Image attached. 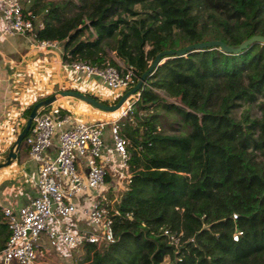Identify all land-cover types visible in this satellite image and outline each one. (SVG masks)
Wrapping results in <instances>:
<instances>
[{
    "label": "trees",
    "instance_id": "obj_1",
    "mask_svg": "<svg viewBox=\"0 0 264 264\" xmlns=\"http://www.w3.org/2000/svg\"><path fill=\"white\" fill-rule=\"evenodd\" d=\"M41 2L24 6L43 22L36 40L60 42L62 61L101 63L113 51L138 78L160 51L264 36V0ZM166 60L186 63L185 71L171 70L180 83L200 90L202 105L178 107L191 127L179 132L172 114L155 111L173 105L147 96L162 63L145 78L137 112L121 123L132 177L118 196L114 241L85 244L79 264H264V43L238 53L190 50ZM205 76L226 78L228 93L217 109L208 107L212 88L202 93L198 86ZM235 224L244 229L237 240ZM166 228L181 232L177 245L162 234ZM8 236L0 209V248Z\"/></svg>",
    "mask_w": 264,
    "mask_h": 264
},
{
    "label": "built area",
    "instance_id": "obj_2",
    "mask_svg": "<svg viewBox=\"0 0 264 264\" xmlns=\"http://www.w3.org/2000/svg\"><path fill=\"white\" fill-rule=\"evenodd\" d=\"M29 0H0V34L28 35L40 50L57 47V40H36V31L43 22L24 4ZM101 63L75 60L67 65L85 78L96 77L116 96L131 89L138 76L114 59ZM115 96V97H116ZM140 92L131 95L119 109L117 117L106 121H73L60 106L51 104L41 109L24 137L30 159L38 163L35 183L37 195L26 205L2 213L9 236L0 248V264H40L44 251L51 246L70 251L85 244L106 245L114 241L115 217L120 215L118 197L107 198L102 190L118 189L132 177L128 139L121 134V123L131 117ZM109 128L108 134L105 132ZM57 141L53 157L43 152ZM114 177V184H107ZM124 187V186H123ZM85 226L81 228L80 224ZM237 240L243 227L235 224ZM41 234L49 240L38 242ZM169 244L177 245L181 232H162Z\"/></svg>",
    "mask_w": 264,
    "mask_h": 264
},
{
    "label": "crops",
    "instance_id": "obj_3",
    "mask_svg": "<svg viewBox=\"0 0 264 264\" xmlns=\"http://www.w3.org/2000/svg\"><path fill=\"white\" fill-rule=\"evenodd\" d=\"M62 51L60 42L57 47L40 50L28 35L0 34V163L6 160L25 124L28 117L25 110L39 99L61 89L78 90L101 100L110 98L109 89L99 79H87L62 61ZM114 54L110 51L109 56L118 59ZM110 93L116 96V92ZM53 104L64 109L73 121H106L110 117V113L71 96L61 97ZM56 149L57 141L54 140L42 155L53 157ZM37 178L38 163L29 158L28 148L22 143L16 158L0 168V209H16L28 204L37 195ZM113 180L114 177H109L107 184ZM80 226L85 225L81 223Z\"/></svg>",
    "mask_w": 264,
    "mask_h": 264
},
{
    "label": "rangeland",
    "instance_id": "obj_4",
    "mask_svg": "<svg viewBox=\"0 0 264 264\" xmlns=\"http://www.w3.org/2000/svg\"><path fill=\"white\" fill-rule=\"evenodd\" d=\"M58 2L61 0H42L41 6L45 5L47 2ZM77 1V0H76ZM73 11L68 12L70 15ZM39 15L41 14L38 12ZM61 44V43H60ZM110 53V51H108ZM115 55V54H114ZM109 59H113L110 56ZM186 63L184 61H167L165 60L162 65H160L156 71L157 73V80L155 81L154 85H150L149 93L147 96L151 98L152 100H160L163 99L165 102L171 103L173 105L169 110L167 108H164L163 105H159L155 111L159 113H164L165 111L169 114H172V117L174 121L177 122L175 124L176 128H179V130L172 131L174 133H187L190 130V120L186 118L178 107H184L188 108L187 102H190L192 104L191 109L197 110L202 105V97L200 94V90H198L197 87L190 86L189 84H182L180 83L174 73L171 69H182L185 71ZM96 78V77H92ZM93 80V79H92ZM198 86L201 87L202 93H205L207 91L208 87H211L213 90V97L208 105L210 109H217L221 102L222 97L225 96L228 93L227 86H226V78L225 77H208L205 76L203 78H199L197 80ZM109 90V97L108 101H112L114 96L112 97V93H110ZM107 100V99H105ZM49 108V107H48ZM244 107H240L236 109L237 116L239 113L243 110ZM135 113L137 112V109L134 107ZM133 110V111H134ZM252 112L255 114L256 110L252 107ZM118 111H115L113 113H110V119H114L117 117ZM109 128L106 127L105 132L108 134ZM179 131V132H178ZM114 181V180H113ZM118 189L115 191L113 189L109 190V188L102 190V193L107 197H113V194L115 192V195L118 197L123 188L125 187V184H117ZM124 186V187H123ZM38 242H45L49 244L48 238L45 236V234H41L38 238ZM44 257L40 258L39 263L40 264H79V262L82 260L83 257V247L73 249L70 251H63V250H56L51 246L48 251H44ZM167 260V258H166ZM168 261V260H167Z\"/></svg>",
    "mask_w": 264,
    "mask_h": 264
},
{
    "label": "water",
    "instance_id": "obj_5",
    "mask_svg": "<svg viewBox=\"0 0 264 264\" xmlns=\"http://www.w3.org/2000/svg\"><path fill=\"white\" fill-rule=\"evenodd\" d=\"M253 42L264 43V36L253 35L250 38L244 40L242 43L237 44V45H228L227 43L220 41V40H209L205 42L193 43V44L187 45L180 49H175V50L169 49V50L160 51L159 53L156 54L150 66L141 75L137 83L131 89L122 93L118 101L115 103H105L104 101H102L101 99H98L94 95L84 93V92L74 90V89L58 90L52 93L51 95H48L47 97L43 98L42 100H39L38 102L34 104L30 113L28 114V117L25 121V124L23 125L22 130L20 131L12 147L10 148L6 160L0 163V168L6 165H9L11 161L16 158V152L21 147L24 137L28 133L33 123L34 118L38 115L41 109H44L45 107L50 106L51 104H53L56 100L60 99L61 97L71 96L73 98H76L80 101L85 102L86 104L91 105L93 108L97 110L107 112V113H113L115 111H118L131 95L135 94L136 92H139L145 84V78L149 74H151L161 63H163L170 56H184L190 50H200V49L212 48V47H220L223 51L227 53H238L241 50L245 49L248 45L252 44Z\"/></svg>",
    "mask_w": 264,
    "mask_h": 264
}]
</instances>
